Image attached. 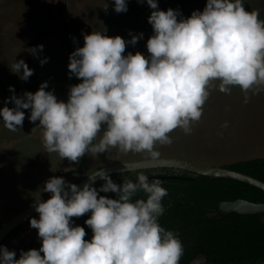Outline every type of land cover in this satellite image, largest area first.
Here are the masks:
<instances>
[{"label": "clouds", "instance_id": "1", "mask_svg": "<svg viewBox=\"0 0 264 264\" xmlns=\"http://www.w3.org/2000/svg\"><path fill=\"white\" fill-rule=\"evenodd\" d=\"M146 3L153 9L147 17L153 30L146 41L148 56L123 54L126 43L134 45L143 33L126 41L92 31L69 54V75L81 82L69 87L67 101L46 91L47 82H42L34 93L5 98L0 107L3 126L18 130L25 117L21 109H30L28 119L39 121L46 151L61 159L78 162L85 153L115 147L124 153L145 152L155 160L160 157L155 145L172 143L169 132L177 127L191 132L214 81L225 93L238 85L244 103L249 91L264 87V20L258 10L246 11L244 0H206L202 11L193 10L187 18L172 8L160 10L157 0ZM113 8L127 11L126 0H114ZM42 48L28 51L35 55ZM10 70L22 80L33 72L23 59L15 60ZM9 91L14 92L12 85ZM87 176L104 183L99 189L89 182L78 187L60 176L44 183L43 191L51 195L35 200L39 218L29 219L40 248L20 250L14 258L15 251L0 245V264H179V236L158 221L167 195L160 179L149 181L138 172L135 182L125 179L118 185L103 169ZM109 191L116 198L98 195ZM140 191L146 198L133 200ZM89 212L84 223L92 236L86 240L84 227L71 218Z\"/></svg>", "mask_w": 264, "mask_h": 264}, {"label": "rangeland", "instance_id": "2", "mask_svg": "<svg viewBox=\"0 0 264 264\" xmlns=\"http://www.w3.org/2000/svg\"><path fill=\"white\" fill-rule=\"evenodd\" d=\"M126 2L127 11L117 13L113 8L114 0H0V107L5 106L6 97L13 94L21 96L25 91L34 93L45 81L46 91L51 90L58 100L67 101L69 87L81 80L75 75L70 76L67 68L69 54L73 51L67 42L68 33L77 47L83 46L84 35L92 31H100L110 37L119 35L126 41L131 40L132 35L143 33L134 45L126 43L123 54L139 51L148 56L146 41L153 30L147 17L153 9L146 0ZM205 4L206 0H157L160 10L172 8L184 18L190 16L193 10L202 11ZM243 6L246 11L258 10V18L264 20V0H244ZM41 44L42 50L38 49L35 55L28 51ZM44 58L47 59L41 64L40 60ZM20 59L33 69L27 80L20 79L10 70L15 60ZM218 84V80L213 82L210 95L202 106V115L191 125L190 133L177 127L168 133L172 138L171 144L155 145L160 152L158 158L224 166L264 157V87L255 93L249 91L248 102L244 103V92L238 85L230 86L231 91L225 93L219 90ZM9 85L14 88L12 94ZM7 106L13 107L11 101ZM21 110L25 112V117L18 130H9L0 121L1 224L33 205L35 200L49 198L51 194L43 191L44 183L59 173L77 169L81 161V157L78 162H73L61 159L56 152H47L39 121L28 119L30 109ZM225 121L227 127H221ZM142 159L150 157L145 152L124 153L112 147L105 153H89L83 173H73L64 179L73 183L102 166ZM138 172L146 171H137L136 174ZM147 172L150 175L185 173L173 168ZM86 214L71 219L78 224ZM27 227L32 228L27 224L23 230ZM33 235H23L24 243L39 242V238L35 240ZM16 242L13 238L7 249L10 250L11 244ZM203 262L204 259L199 258L193 264Z\"/></svg>", "mask_w": 264, "mask_h": 264}, {"label": "trees", "instance_id": "3", "mask_svg": "<svg viewBox=\"0 0 264 264\" xmlns=\"http://www.w3.org/2000/svg\"><path fill=\"white\" fill-rule=\"evenodd\" d=\"M67 42L73 50L77 48L70 33ZM88 154L81 157L78 169L67 172V175L82 173ZM222 167L264 182V157L240 160ZM136 176V172H127L110 177L119 185L125 179L135 180ZM156 179H160L167 189V195L162 198L165 211L158 221L166 230L179 236L183 245L179 264H193L199 258L204 259L203 264L264 262V213L243 215L219 210L220 203L237 199L264 203L263 190L231 179L187 173H166ZM103 183L101 180L95 187L99 189ZM112 198H116V194ZM136 198L146 196L140 191L132 197L133 200ZM86 230L91 231L89 227ZM90 239L91 236L86 240Z\"/></svg>", "mask_w": 264, "mask_h": 264}, {"label": "water", "instance_id": "4", "mask_svg": "<svg viewBox=\"0 0 264 264\" xmlns=\"http://www.w3.org/2000/svg\"><path fill=\"white\" fill-rule=\"evenodd\" d=\"M156 168H173L178 170H183L194 175H202L210 178H219V179H231L239 181L251 186H254L260 190L264 191V182L260 181L252 176L230 170L221 166H207V165H197L177 158H157L153 160L142 159L131 162L115 163L112 165H107L101 169L105 170L108 175L124 173V172H133L138 170L146 169H156ZM97 169V170H101ZM96 171V170H95ZM194 178V177H193ZM191 178V179H193ZM101 180L97 177L94 181H89L88 176H86L82 181L77 183L78 187H82L85 182H89L92 186ZM136 180H133L135 182ZM114 193H112L113 195ZM111 198V197H110ZM219 210L224 213H238L243 215H255L264 213V203H254L243 199H237L234 201L222 202L219 205ZM35 207L32 206L17 217L13 218L0 230V242L18 225L26 221L31 216L35 215Z\"/></svg>", "mask_w": 264, "mask_h": 264}, {"label": "flooded vegetation", "instance_id": "5", "mask_svg": "<svg viewBox=\"0 0 264 264\" xmlns=\"http://www.w3.org/2000/svg\"><path fill=\"white\" fill-rule=\"evenodd\" d=\"M77 82H79V81H77ZM77 84V83H76ZM81 162V161H80ZM117 163H123V162H117ZM112 164H115V163H112ZM112 164H109V165H112ZM79 165H80V163H79ZM85 165V164H84ZM107 166V165H106ZM79 167V166H78ZM103 167H105V166H102V167H100L99 169H101V168H103ZM222 167V166H221ZM83 168H84V166H83ZM78 169V168H77ZM156 169H170V168H156ZM76 170V169H75ZM148 170H151V169H146V170H138V171H146V172H144L146 175H148V179H149V181L150 180H153V179H156V178H160V177H164V174H166V173H162L161 175L160 174H157V175H150V174H148ZM74 171V170H73ZM183 171V170H182ZM69 172V171H68ZM94 172V171H93ZM133 172H137V171H133ZM185 173H186V171H184ZM83 173V172H82ZM82 173H77V174H82ZM124 173H127V172H124ZM131 173V172H130ZM187 173H189V172H187ZM117 174H120V173H117ZM182 173H180L179 175H181ZM72 175V174H71ZM112 175H114V174H112ZM58 176H60V177H66V176H70V175H67V173H65V174H58ZM87 176V175H86ZM86 176H84V177H81V179H79V180H77V181H75V182H73V183H75V184H77V183H79L80 181H82ZM109 176H111V175H109ZM102 180V179H101ZM101 180H99V181H101ZM136 180V179H135ZM99 181H97L93 186L95 187V185H97L98 183H99ZM112 193L113 192H111V191H109V192H107V193H104V192H98V195H104V196H107V197H113L114 195H115V193L112 195ZM41 195H43V196H45V195H47V194H45L44 195V193H42ZM48 199V198H47ZM46 200V199H45ZM32 206H34V204L33 205H31V206H29V207H27L26 209H28V208H30V207H32ZM26 209H24L23 211H25ZM2 210L3 209H0V213L2 212ZM23 211H21V212H19L18 214H16L15 216H13V217H11V218H9L8 220H6V221H3L2 222V224H1V222H0V230H1V228L4 226V224H6L7 222H9L10 220H12L13 218H15V217H17L20 213H22ZM89 215H90V213H87L86 215H84L83 216V218L81 219V221L78 223V225H80V226H82V227H84V229H85V232L87 231L86 229H88V226L84 223V221L89 217ZM39 218V214L38 213H36L35 215H33V216H31L30 218ZM30 218H28L26 221H24L23 223H21L20 225H18L15 229H13L1 242H0V245H3V246H5V247H8V245L10 244V241L14 238V240L15 241H17L16 242V244L14 245V244H11V246H10V250H13V251H15V253H16V256L14 257V258H19V255H20V250H24V251H27L28 249H32V248H35V249H39L40 248V246H41V239L38 237V235H37V229H35V228H25V229H27V230H23L24 229V227L27 225V224H29V219ZM23 230V231H22ZM36 232V233H35ZM22 234V235H21ZM29 234H31V235H33L32 237H33V239H35V240H38V238H39V242H28V243H24V239H25V236H27V235H29ZM21 235V236H20ZM23 235H25V236H23ZM90 236H92V231H88V232H86V235H85V237L83 238V239H87L88 237H90Z\"/></svg>", "mask_w": 264, "mask_h": 264}]
</instances>
